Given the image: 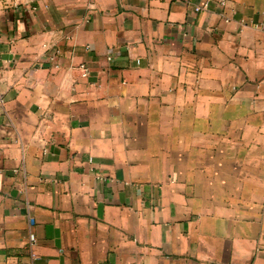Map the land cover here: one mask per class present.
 <instances>
[{
    "label": "crops",
    "instance_id": "crops-1",
    "mask_svg": "<svg viewBox=\"0 0 264 264\" xmlns=\"http://www.w3.org/2000/svg\"><path fill=\"white\" fill-rule=\"evenodd\" d=\"M0 264H264V0H0Z\"/></svg>",
    "mask_w": 264,
    "mask_h": 264
},
{
    "label": "built area",
    "instance_id": "built-area-1",
    "mask_svg": "<svg viewBox=\"0 0 264 264\" xmlns=\"http://www.w3.org/2000/svg\"><path fill=\"white\" fill-rule=\"evenodd\" d=\"M195 10H198V8H195ZM80 69H81V74L83 76H86L88 74V68L85 65H81ZM33 225H34V220L32 218H30L29 219V226L32 227ZM27 239H28V243H27L28 247L30 249H33L34 246L36 245V236H35L34 232L32 231V229H29ZM32 255L34 256V253Z\"/></svg>",
    "mask_w": 264,
    "mask_h": 264
}]
</instances>
